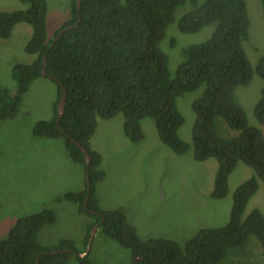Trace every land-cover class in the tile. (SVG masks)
Segmentation results:
<instances>
[{
	"label": "trees",
	"instance_id": "trees-1",
	"mask_svg": "<svg viewBox=\"0 0 264 264\" xmlns=\"http://www.w3.org/2000/svg\"><path fill=\"white\" fill-rule=\"evenodd\" d=\"M21 1L29 6L0 11V39L9 38L18 24L27 23L33 34L25 51L36 57L30 63L13 65L12 75L17 81L13 94L0 87V120L18 114L32 81L43 75L46 56L47 73L43 76L57 82L58 104L65 90V110L57 122L56 106V115L54 111L51 120L39 121L33 133L64 137L71 159L85 166L90 186L67 193L63 199L76 204L79 212L95 217L89 229L100 223L106 235L131 250L133 264H219L232 247L246 245L253 235L261 242L264 255V213L254 208L244 217L258 188L256 177L236 189L225 227L204 228L184 246L172 239L143 240L123 208L104 210L99 206L97 184L105 174L97 168L101 154L91 147L98 119L123 113L124 132L131 140L143 137L142 120L152 118L160 139L174 152L186 153L191 145L179 136L185 117L178 98L203 88L192 102L196 114L192 144L197 160L218 161L212 196L228 194L229 175L239 161L252 167L264 184V126L248 124L246 110L236 96L237 88L249 85L254 75L264 79V55L253 65L246 52L251 23L247 0H191L195 7L180 18L179 29L192 33L211 24L215 27L206 40L180 49L175 74L161 44L175 11L190 0H80L79 5L73 0V15L57 30L55 41L47 32V0ZM261 2L264 15V0ZM254 114L264 125V86ZM218 118H222V125ZM228 130L232 135L224 134ZM77 143L87 148L89 167ZM56 217L54 211L44 209L19 218L8 237L0 240V264H69L72 254L80 264H91L89 253L79 256L87 248L91 230L80 250L67 238L51 245L39 244L38 234Z\"/></svg>",
	"mask_w": 264,
	"mask_h": 264
},
{
	"label": "rangeland",
	"instance_id": "rangeland-1",
	"mask_svg": "<svg viewBox=\"0 0 264 264\" xmlns=\"http://www.w3.org/2000/svg\"><path fill=\"white\" fill-rule=\"evenodd\" d=\"M191 3L190 0L175 11V19L168 26L161 44L169 55L173 74L181 61L180 49L206 40L215 27L211 24L199 32H182L179 20L195 7ZM47 4V32L54 37L72 17L73 0H47ZM28 6L21 0H0V11ZM247 8L251 23L250 38L245 47L252 64L256 65L264 55L263 5L261 0H247ZM32 34L31 25L20 23L9 38L0 39V87L12 94L17 88L12 75L13 65L30 63L36 57L25 51ZM263 86L264 79L254 75L249 85L239 86L236 90L237 101L246 110L248 124L260 128L262 124L255 117L254 107ZM202 91L203 88L189 91L178 98V107L185 117L179 135L191 145L184 154L174 152L160 139L152 118L142 120L143 137L138 141L125 134L123 113L111 119H98L91 147L101 154L102 161L97 168L105 174L97 184L99 206L105 210L123 208L128 221L143 240L172 239L184 246L204 228L225 227L230 221L236 189L252 177L257 178L258 188L244 217L254 208L264 213L263 181L242 161L229 175L228 194L223 198L212 196L218 161L216 158L197 160L192 144L196 118L192 102ZM59 97L57 82L41 75L32 81L24 94L18 114L0 120V240L8 237L19 218L44 209L54 211L57 217L38 234L41 245L55 244L67 238L80 250L92 230L89 224L95 217L79 212L76 204L63 199L65 194L83 189V165L71 159L64 137L50 138L33 133L39 121L51 120L54 111L56 115ZM60 119L61 113L57 122ZM221 119L217 121L222 125ZM225 133L232 135V130ZM77 144L87 152L85 159L89 167L91 156L87 148ZM85 251L89 253L91 264H133L131 250L106 235L101 228L92 240L90 231ZM69 259V264H80L73 254ZM219 264H264L261 242L251 236L246 245L232 247Z\"/></svg>",
	"mask_w": 264,
	"mask_h": 264
},
{
	"label": "water",
	"instance_id": "water-1",
	"mask_svg": "<svg viewBox=\"0 0 264 264\" xmlns=\"http://www.w3.org/2000/svg\"><path fill=\"white\" fill-rule=\"evenodd\" d=\"M80 4V0H78V5ZM80 21V19L78 20V22ZM78 22L76 23V25H78ZM74 27V25L73 26H68L65 30H67V29H70V28H73ZM65 30H63L61 33H60V35L65 31ZM44 68L42 69V74H46L47 73V70H46V56H45V59H44ZM65 102H66V94H65V90H64V93H63V96H62V98H61V100H60V102H59V104H58V108H59V113H61V115L63 114V112H64V110H65ZM85 152V154H86V158H88V155H87V152L86 151H84ZM87 199H88V196H87ZM87 199H86V201H87ZM85 206H86V202H85ZM97 226H98V224H96L93 228H92V230H91V240L93 239V236H94V234H95V232H96V229H97ZM90 249V247L87 249V250H89ZM64 252H71V250H64ZM84 254H86V253H81L80 254V256H84Z\"/></svg>",
	"mask_w": 264,
	"mask_h": 264
},
{
	"label": "clouds",
	"instance_id": "clouds-1",
	"mask_svg": "<svg viewBox=\"0 0 264 264\" xmlns=\"http://www.w3.org/2000/svg\"><path fill=\"white\" fill-rule=\"evenodd\" d=\"M264 16V15H263ZM76 26V25H75ZM43 75H45V74H43ZM62 98V97H61ZM258 121V120H257ZM261 124V123H260ZM262 126H264V125H262ZM180 129V128H179ZM179 132V131H178ZM95 133V132H94ZM180 136V135H179ZM167 145V144H166ZM85 153V152H84ZM202 161H204V160H202ZM76 162V161H75ZM83 165V164H82ZM83 169H84V187H83V189L82 190H85L86 189V187L87 186H90V177H89V175H88V172H86L85 171V166L83 165ZM86 173V174H85ZM81 190V191H82ZM77 192H80V191H77ZM89 195H90V190L88 191V193H87V195H86V198H85V201H84V206H85V202H86V206L85 207H87V204H88V201H89ZM97 195V194H96ZM87 196H88V199H87ZM98 198V197H97ZM86 199H87V201H86ZM98 202H99V199H98ZM105 210V209H104ZM253 210V209H252ZM92 212H95V213H97V214H99L97 211H94V210H91ZM103 215V214H102ZM103 221H104V219H103ZM96 224H98V226H97V230L99 229V228H101L100 227V223H95L94 225H93V227L96 225ZM92 227V228H93ZM96 230V231H97ZM262 250H263V248H262ZM71 252H72V250H71ZM54 253V252H53ZM81 253H86V251H84V252H81ZM81 253H79V256H80V254ZM88 253H86V254H84V256H86ZM84 256H81V257H84Z\"/></svg>",
	"mask_w": 264,
	"mask_h": 264
}]
</instances>
